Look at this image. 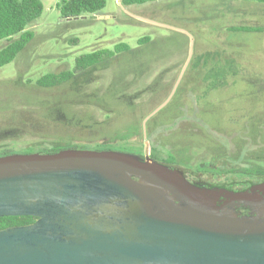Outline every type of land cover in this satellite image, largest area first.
Segmentation results:
<instances>
[{
  "label": "water",
  "instance_id": "95a60500",
  "mask_svg": "<svg viewBox=\"0 0 264 264\" xmlns=\"http://www.w3.org/2000/svg\"><path fill=\"white\" fill-rule=\"evenodd\" d=\"M139 21L145 19L135 17ZM189 54L166 100L172 99ZM250 210L240 216L236 209ZM253 215V216H252ZM0 264H264V182L244 191L192 184L145 155L63 149L0 157Z\"/></svg>",
  "mask_w": 264,
  "mask_h": 264
},
{
  "label": "rangeland",
  "instance_id": "374dc122",
  "mask_svg": "<svg viewBox=\"0 0 264 264\" xmlns=\"http://www.w3.org/2000/svg\"><path fill=\"white\" fill-rule=\"evenodd\" d=\"M41 2L43 4L41 16L28 27V30L35 34L34 40L15 61L0 68V109L4 108L6 98L15 96L14 92L7 89L6 81L15 80L18 74L21 75L22 81L33 83L46 73L71 70L76 58L82 55L100 49L112 50L118 43L135 48L138 39L148 36L154 41L157 40L150 49V59L155 55L157 58L146 65L147 72L142 74L137 85L126 90V94L141 92L142 95L135 103L145 102L151 96V90L147 88L158 75H161L158 85L167 86L164 94L156 92L148 104L135 114L121 112L123 109L118 108L119 113L116 116L112 115L110 132L128 125L130 130L137 133L136 135L125 140L109 137L94 140L98 144L109 143L114 146L125 144L132 152L143 154L145 142L153 140L156 135L150 133L151 137L144 139L141 122L138 124V119L163 103L169 95L189 54L190 38L186 36L184 39L181 35L187 33L193 41L192 58L174 98V100L178 98V104L183 108L170 110L164 109L165 106L159 116L147 122L146 127L149 129L155 124L162 126L167 131L162 135L163 143L170 139L178 141L184 138L186 146L192 144L196 148L209 142L210 136L206 138L202 136L214 134L215 127L210 122L208 125H195L199 118H219L218 129L223 133L220 139H224L231 131H239L241 124L238 120L242 116L246 119L253 114L264 112L263 4L231 0H157L124 8L120 6L119 0H105V7L98 15L86 14L78 20H66L61 18L56 8L60 0ZM129 17H139L148 22L132 24L120 21ZM232 26L255 27L260 32L232 33L228 31ZM6 43L0 41V48ZM226 71L237 75L225 81L228 87L210 91L202 88L201 92L207 93L200 98L199 88L205 84L215 86L224 83V80L219 78H223ZM107 73H99L101 80L89 85L84 92L103 93L105 87L111 83L110 78L106 76ZM129 81L130 79H127L124 83ZM194 101H197L199 106L192 110ZM77 110L88 114L96 122H103L110 116L90 106L79 107ZM6 116L7 113L0 112V128L5 124ZM174 118L177 119L176 122L170 124ZM233 118H236L237 122L229 121ZM190 126L197 131L183 136L178 133ZM173 129L175 131L168 134ZM199 131L201 133H198ZM77 135L73 142L74 146L83 147L91 144L92 133L79 132ZM26 138V134L20 130H3L0 131V146L21 143ZM175 144L174 147L177 149ZM243 149L247 150L248 146L244 145ZM199 154L202 156L201 152ZM227 154L231 161L236 162L235 148H231ZM247 158L248 161L245 163L264 166V161H257L251 154H248ZM217 165L222 164L218 162Z\"/></svg>",
  "mask_w": 264,
  "mask_h": 264
},
{
  "label": "trees",
  "instance_id": "16d2710c",
  "mask_svg": "<svg viewBox=\"0 0 264 264\" xmlns=\"http://www.w3.org/2000/svg\"><path fill=\"white\" fill-rule=\"evenodd\" d=\"M154 1L157 0H119V4L121 7L127 8L132 5H142ZM231 1L256 2L264 5V0ZM104 7L105 0H60L56 6L61 18L66 20H78L86 14L98 15ZM42 12L43 4L41 0H0V41L7 42L6 45L0 48V68L15 61L31 44L35 34L28 30V27L41 16ZM120 21L132 24L142 23L135 17ZM228 31L232 33L260 32L258 28L249 26H232ZM181 35L184 36V39L187 38L186 34ZM156 41L145 36L138 39L135 48H131L125 43H118L114 45L112 50H96L76 58L74 67L71 70L65 69L59 72L46 73L33 83L22 81L20 74L17 75L15 80L6 81L7 89L12 93L14 92L15 96L14 98H6L4 108L0 109V112L7 113L5 124L1 126L0 131L20 130L26 134L27 138L21 143L15 142L0 146V157L16 153L51 154L63 149L111 150L131 153L132 150L125 144L118 146L109 143L98 144L94 140L104 137L125 140L136 135L137 133L130 130L127 127L128 125H123L120 129L110 132L113 123L112 115L116 116L119 113L118 108L120 110L123 109L121 112H132L135 114L148 104L156 92L164 94L163 92L167 86L158 85L161 75H158L147 88L151 90V96L145 102L135 103V100L142 95L141 92L126 94V90L131 86L137 85L142 78V74L147 72L146 65L156 60L157 56L155 54H153L155 55L154 58L151 57L150 59L149 56L150 49L156 44ZM102 72H108L106 76L111 81L105 87L103 93L98 91L90 94L85 93V88L101 80L102 77L98 74ZM235 76L237 75L226 71L223 78H219L224 80V83L215 86L210 84L202 85L199 88L200 98L201 95L207 93H202V88L207 89V91L216 88H226L228 84L225 81ZM127 79H130V81L124 83ZM174 98L164 109L177 110L183 108V106L178 104V98L177 100H174ZM194 102L195 105L192 110L199 106L197 101ZM88 106L103 112V114H110V116L103 122H96L88 114L77 110L79 107ZM163 110H160L149 121L159 116ZM152 111H147L142 115L138 119V124L141 122L142 126V121ZM125 115L123 114V116ZM215 118H199L195 121V125H208L207 123L210 122L215 126L213 133L216 135L202 136L203 138L211 137L209 142L204 144L208 149L215 148L216 151L223 150L226 153L231 148L237 150L236 162H221V166L217 165V171H219L220 176L225 178L232 177L238 181L263 178L264 166L245 162L248 161V154L253 155L257 161H264V114H253L246 119L242 116L238 120L241 124L239 131H231L226 134L224 139H220L223 133L218 129V126H220L219 118ZM176 120L174 118V120L170 121V124L175 123ZM229 121L235 123L237 119L233 118ZM246 123H248V126H263L262 132L253 136L248 133V136L252 137L250 144H245L247 141L244 140L245 134L242 131V127ZM79 132L92 133L89 146L78 147L73 145ZM147 137H151L149 129ZM168 143L167 141L164 146L170 144ZM244 145L248 146L247 150L243 149ZM156 149L157 147H154L153 151H156ZM227 158L231 160L229 155ZM35 220L36 218L30 216L0 217V230L25 226Z\"/></svg>",
  "mask_w": 264,
  "mask_h": 264
},
{
  "label": "flooded vegetation",
  "instance_id": "af4514ba",
  "mask_svg": "<svg viewBox=\"0 0 264 264\" xmlns=\"http://www.w3.org/2000/svg\"><path fill=\"white\" fill-rule=\"evenodd\" d=\"M185 72H184V75H185ZM183 77H182L181 82L183 81ZM180 84L177 87L172 99L176 96L178 90L180 89ZM262 114H264V112ZM146 128H147L146 131L148 132V127ZM262 128L263 126H259V127L248 126V123H246L242 127V131L245 134L244 140L247 141L245 144H250L252 142V139H251L252 137H249L248 133L249 135L251 133V135L253 136L256 133L262 132L261 130ZM149 131L151 134L153 133L156 135L153 140L150 139V141H147L149 159L152 161L161 163L163 165H166L170 167V169L181 172L182 175L185 177V179L192 184L203 183L205 185H211V186H223L233 191H244V190L250 189L253 185L264 182V177L258 178V179H246L244 181H238L236 179H233L232 177L225 178L223 176H220L219 171H217V163L218 162H232L231 160L227 158L228 155L226 151H223V150L216 151L215 148L208 149L204 144H201L196 148H194L192 144L186 146L183 140L184 138L178 141H174L170 139L168 140L170 144L168 143L169 145L164 146L167 141L163 143L162 135L166 133L167 131H165V129L159 125L157 126L155 125L149 128ZM174 131H175L174 129L170 130L168 134H171ZM192 131H197V130L196 128L190 126L187 129L178 131V133L183 136V134L187 135L188 133H193ZM198 133H200V131ZM174 144L177 146V149L174 147ZM185 146H186V149H185ZM154 147H157L156 151H153ZM200 152L202 153V156H200L199 154ZM131 153L135 155H139V156L145 155V151L143 154H140L137 152H131ZM236 212L240 216H251L250 210L247 208L240 207L236 209Z\"/></svg>",
  "mask_w": 264,
  "mask_h": 264
},
{
  "label": "crops",
  "instance_id": "0c3cea01",
  "mask_svg": "<svg viewBox=\"0 0 264 264\" xmlns=\"http://www.w3.org/2000/svg\"><path fill=\"white\" fill-rule=\"evenodd\" d=\"M100 18H103V16H99ZM105 17H108V16H105Z\"/></svg>",
  "mask_w": 264,
  "mask_h": 264
}]
</instances>
